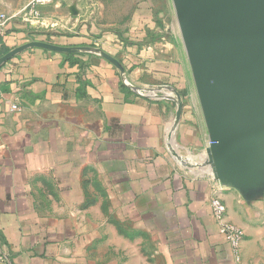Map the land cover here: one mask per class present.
<instances>
[{"label":"crops","instance_id":"0c3cea01","mask_svg":"<svg viewBox=\"0 0 264 264\" xmlns=\"http://www.w3.org/2000/svg\"><path fill=\"white\" fill-rule=\"evenodd\" d=\"M30 1L0 0V13ZM118 1L127 16L53 0L40 7L49 27L0 28V57L33 40L84 48H28L0 67V251L8 264H264V196L249 202L214 176L196 87L165 37L172 0ZM215 195L245 231L240 262Z\"/></svg>","mask_w":264,"mask_h":264},{"label":"water","instance_id":"95a60500","mask_svg":"<svg viewBox=\"0 0 264 264\" xmlns=\"http://www.w3.org/2000/svg\"><path fill=\"white\" fill-rule=\"evenodd\" d=\"M173 4L209 132L207 154L213 173L223 185L238 189L247 201L262 198L264 0H173ZM33 47L62 53L84 49L33 40L1 56L0 67ZM101 53L126 80L121 62ZM176 100L179 122L184 108L179 92Z\"/></svg>","mask_w":264,"mask_h":264},{"label":"built area","instance_id":"2783aa9c","mask_svg":"<svg viewBox=\"0 0 264 264\" xmlns=\"http://www.w3.org/2000/svg\"><path fill=\"white\" fill-rule=\"evenodd\" d=\"M53 0H31L18 12L7 15L0 13V28H4L8 22L14 18H22L24 21L30 23L32 26L39 28L47 26L48 22L42 15L40 7L50 4ZM49 26V25H48ZM19 106L14 104L12 109L16 110ZM215 176V175H214ZM216 178V177H215ZM218 180V179H216ZM219 181V180H218ZM220 182V181H219ZM221 183V182H220ZM211 207L214 218L219 225L220 232L228 241L236 262L241 261V246L245 238V231L227 219V206L222 198L215 195L211 199ZM0 264H8L5 255L0 251Z\"/></svg>","mask_w":264,"mask_h":264},{"label":"rangeland","instance_id":"374dc122","mask_svg":"<svg viewBox=\"0 0 264 264\" xmlns=\"http://www.w3.org/2000/svg\"><path fill=\"white\" fill-rule=\"evenodd\" d=\"M102 1H106V5L107 7H112V6H118V8H121L120 11L123 10L122 12V15L125 17L127 16V14L129 13L130 11V8H131V4L130 3H120L118 0H102ZM173 2V0H172ZM173 8H174V4H173ZM174 12H175V8H174ZM102 18H104V21L105 22H108L111 20L112 18V14L111 12L109 11L107 14H105V16H100ZM167 23L170 24V26H173L172 30H167V34H166V38L167 39H170L171 42L173 44H176L178 49L181 50V56L183 58V61L185 63V66L187 67L188 69V74L190 76V81L191 83L193 84V89H195V83H194V79H193V76H192V70H191V66H190V63H189V60H188V57H187V53H186V50H185V47H184V44H183V41L181 39V36H180V32H179V27H178V24H177V20H176V14H175V18L172 17V14H171V19H169V21H167ZM49 27V26H48ZM160 83H156L155 85H159ZM144 89L146 87V90L145 91H149V90H155L158 94V97H161L162 95L164 96L163 92L161 90L164 89L163 86L161 87H158V86H143ZM141 87L138 89V91L142 94H144V92L140 91ZM143 90V88H142ZM165 90V89H164ZM198 96V95H197ZM155 97V96H154ZM177 97V96H176ZM197 106L199 108L200 111H202V108H201V104H200V101H199V98H198V101H197Z\"/></svg>","mask_w":264,"mask_h":264},{"label":"bare ground","instance_id":"6f19581e","mask_svg":"<svg viewBox=\"0 0 264 264\" xmlns=\"http://www.w3.org/2000/svg\"><path fill=\"white\" fill-rule=\"evenodd\" d=\"M142 92H145V91L142 90Z\"/></svg>","mask_w":264,"mask_h":264}]
</instances>
